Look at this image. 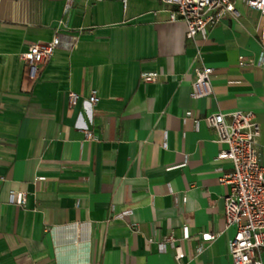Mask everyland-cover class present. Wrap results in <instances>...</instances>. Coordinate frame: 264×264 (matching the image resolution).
<instances>
[{
  "label": "crops",
  "instance_id": "0c3cea01",
  "mask_svg": "<svg viewBox=\"0 0 264 264\" xmlns=\"http://www.w3.org/2000/svg\"><path fill=\"white\" fill-rule=\"evenodd\" d=\"M68 1L0 0V264H232L221 175L233 162L206 116L255 112L264 161L260 12L240 0V17L193 39L161 0ZM57 34L31 76L22 52ZM203 64L214 90L194 98ZM154 233H173L185 258Z\"/></svg>",
  "mask_w": 264,
  "mask_h": 264
},
{
  "label": "built area",
  "instance_id": "2783aa9c",
  "mask_svg": "<svg viewBox=\"0 0 264 264\" xmlns=\"http://www.w3.org/2000/svg\"><path fill=\"white\" fill-rule=\"evenodd\" d=\"M169 7L172 20H184L188 26L189 38H197L211 26L225 17L238 18L242 15L237 3L240 0H161ZM251 8L260 12L258 23L259 37L264 48V0H243ZM72 0L68 1V8ZM128 0H123L126 7ZM61 44L57 34L50 41L30 42L22 57L26 60L31 76L36 77L40 69L49 62L56 48ZM264 58V49L262 53ZM245 64V62H244ZM214 67L203 64L195 67L196 78L192 81L191 95L201 98L213 93ZM142 79L145 82L159 81L161 74L156 70H144ZM81 94L71 91L68 103L71 106L81 101ZM97 89H93L86 98L96 105L102 101ZM208 124L213 128L219 142L226 144L219 153L220 158H231L233 169L221 175V181L228 183L230 190L225 196L224 215L227 227L235 226L236 232L230 241L232 264H264L260 249L264 245V161L262 148L258 143L261 124L252 110H235L231 113L213 111L206 116ZM87 138H94L92 130L82 129ZM17 202L24 203L26 192L14 191ZM186 232V236H189ZM207 237H216V233H206ZM152 240L160 242L161 248L167 250L170 245L177 249V257L184 259L185 250L178 238L169 234L160 238L156 233ZM202 250V244L198 247Z\"/></svg>",
  "mask_w": 264,
  "mask_h": 264
}]
</instances>
